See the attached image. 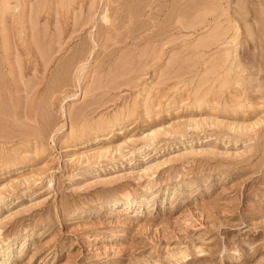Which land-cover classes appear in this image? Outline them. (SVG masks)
<instances>
[{
  "label": "rangeland",
  "instance_id": "obj_1",
  "mask_svg": "<svg viewBox=\"0 0 264 264\" xmlns=\"http://www.w3.org/2000/svg\"><path fill=\"white\" fill-rule=\"evenodd\" d=\"M0 264H264V0H0Z\"/></svg>",
  "mask_w": 264,
  "mask_h": 264
},
{
  "label": "bare ground",
  "instance_id": "obj_2",
  "mask_svg": "<svg viewBox=\"0 0 264 264\" xmlns=\"http://www.w3.org/2000/svg\"><path fill=\"white\" fill-rule=\"evenodd\" d=\"M33 257V256H32Z\"/></svg>",
  "mask_w": 264,
  "mask_h": 264
}]
</instances>
